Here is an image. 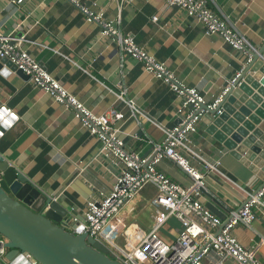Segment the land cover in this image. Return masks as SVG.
<instances>
[{
    "label": "crops",
    "instance_id": "obj_1",
    "mask_svg": "<svg viewBox=\"0 0 264 264\" xmlns=\"http://www.w3.org/2000/svg\"><path fill=\"white\" fill-rule=\"evenodd\" d=\"M81 1L97 3L112 19L117 18L122 3L120 29L131 33L141 47L183 83L198 88L208 101L218 97L246 66L243 50L234 49L219 35L208 34L201 21L164 0ZM207 4L220 17L230 19L254 49L264 44V0H207ZM154 16H159L158 22L152 20ZM0 28L16 37L25 36L24 48L94 113L104 114L111 108L123 111L125 118L116 125L128 147L142 155L152 153L150 139L162 143L163 128L178 123L180 98L146 72L142 62L120 52L68 0H24L20 4L0 0ZM251 90L257 95L256 89ZM120 92L135 102L140 110L136 116L119 99ZM252 93L241 91L249 101ZM210 120L208 115L203 117L191 139L193 149L212 167L197 158L192 162L205 175L203 204L224 219L239 209L263 179L210 135ZM0 126H5L0 155L76 214H82L90 199L109 194L122 170L116 160L97 156L99 138L91 136L70 110L4 62H0ZM233 132L229 138L240 144L243 138ZM159 168L174 180L189 183L187 173L173 161L164 160ZM154 194L155 186L148 185L135 200L136 213ZM180 229L179 222L171 218L161 232L173 240ZM234 233L264 264V210L252 224L238 225ZM212 258L215 255L204 263L215 264ZM224 264L237 263L230 259Z\"/></svg>",
    "mask_w": 264,
    "mask_h": 264
},
{
    "label": "built area",
    "instance_id": "obj_2",
    "mask_svg": "<svg viewBox=\"0 0 264 264\" xmlns=\"http://www.w3.org/2000/svg\"><path fill=\"white\" fill-rule=\"evenodd\" d=\"M23 1L14 0V3ZM68 1L84 14L88 22L96 23L101 35L108 37L120 52L142 62L146 72L166 83L181 100L177 110L178 123L163 128L165 139L162 143L150 139L149 142L154 144L153 151L144 156L128 147L120 134L116 124L125 118L123 111L111 108L104 114L94 113L24 48L25 36L16 37L0 28V60L7 58L29 76L32 84L70 110L91 136L99 138L101 143L97 156H106L122 165L111 192L87 202L82 212L84 221L77 228L83 225L84 231L102 242L113 255L112 259L122 264H205V259L212 255H215V259L212 258L215 264H224L230 259L237 264H263L253 250L239 241L234 229L240 224H252L259 211L264 210V183L253 192H248L239 209L223 219L203 204L205 175L192 162L193 158H197L206 167H212L193 149L191 136L208 110L217 108L222 102L229 85L236 81L240 73L218 97L208 101L198 88L183 83L164 62L141 47L131 33L120 29L122 3L117 18L112 19L97 3L87 5L81 0ZM164 1L183 8L188 16L201 21L208 34L219 35L234 49L243 50L247 54L246 65L252 61L248 50L254 48L246 36L230 19L220 17L210 8L207 0ZM152 20L158 22L159 16H154ZM118 97L131 109L132 116H136L140 110L135 102L127 99L125 92H120ZM204 104L206 109L202 108ZM221 112L218 110L217 113ZM164 160H171L181 167L189 176V183L176 181L160 169L159 165ZM150 184L155 186V194L136 213L135 200ZM171 218L176 219L181 227L179 235L173 240L167 239L161 232ZM77 221L78 218L74 217V222ZM7 241L4 235H0V257L7 253ZM25 254L31 264H38L30 253Z\"/></svg>",
    "mask_w": 264,
    "mask_h": 264
},
{
    "label": "water",
    "instance_id": "obj_3",
    "mask_svg": "<svg viewBox=\"0 0 264 264\" xmlns=\"http://www.w3.org/2000/svg\"><path fill=\"white\" fill-rule=\"evenodd\" d=\"M249 54L252 61L233 84H226L229 91L222 102L208 110L211 120L207 125L210 135L264 183V44L249 50ZM0 62L29 78L7 58ZM249 86L257 90V95ZM241 91L252 93V100H245ZM4 127L0 126V135ZM234 130L243 138L240 144L229 138ZM74 217L79 221L74 222ZM83 221L82 214L71 212L63 200L39 189L0 155V235L8 239L7 253L0 257V264H31L26 252L38 264H122L112 259L108 248L84 231L83 225L77 228Z\"/></svg>",
    "mask_w": 264,
    "mask_h": 264
}]
</instances>
